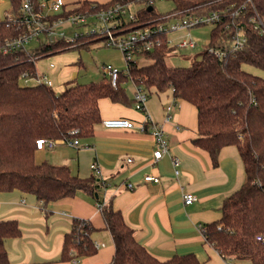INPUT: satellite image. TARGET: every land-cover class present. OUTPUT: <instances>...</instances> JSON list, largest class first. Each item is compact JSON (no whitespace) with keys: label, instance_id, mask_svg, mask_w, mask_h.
I'll return each instance as SVG.
<instances>
[{"label":"trees","instance_id":"trees-1","mask_svg":"<svg viewBox=\"0 0 264 264\" xmlns=\"http://www.w3.org/2000/svg\"><path fill=\"white\" fill-rule=\"evenodd\" d=\"M34 1L36 6L40 4V0ZM150 1H65L68 8L65 15L111 7L118 2L143 4V10L135 14L136 21H126L120 26L130 33L162 16L156 13L154 4L149 5ZM175 1L179 7L172 13L187 10L202 13V3ZM11 2L17 17L22 0ZM253 2L263 14L264 0ZM149 7L153 10L149 11ZM25 33L27 30L20 23L0 21V193L18 190L34 195L44 207L86 193L98 204L113 238L115 252L109 264H203L194 254L176 255L164 261L156 258L136 240L122 213L99 196V188L103 187L101 178L82 179L68 165L38 162L36 158L39 139L71 141L92 137L95 124L102 121V99L135 108L136 101L128 95L125 83L140 86L147 93L153 89L158 93L172 89L176 99L197 109L198 136L192 141L194 146L205 150L214 166H218L224 148L236 147L245 168V182L225 201L222 219L203 226L204 238L225 259L264 264V240H257L258 236L264 237V77L245 69L247 64L264 70V36L248 26V43L233 51L231 32L223 25L217 26L201 61L191 67H171L168 58L174 48L164 34L160 46L139 56L149 59L151 64L140 67L132 63L130 77L122 73L117 88L105 78L101 82L72 81L57 93L44 83L30 86L22 81L24 77L38 76V59L90 50L104 39L97 35L83 36L75 44L47 40L34 51L4 52L8 40ZM211 48L219 50L222 56L212 53ZM77 64L80 66L81 62ZM94 230L89 220L74 219L71 231L65 235L59 261L73 262L95 256L98 249L92 239ZM21 235L17 220L0 219V264H13L6 241Z\"/></svg>","mask_w":264,"mask_h":264},{"label":"crops","instance_id":"crops-1","mask_svg":"<svg viewBox=\"0 0 264 264\" xmlns=\"http://www.w3.org/2000/svg\"><path fill=\"white\" fill-rule=\"evenodd\" d=\"M93 1L106 3L109 0ZM184 33L187 31L177 36ZM51 64L50 69H56L55 64L54 68ZM153 90L157 99L147 100L145 112L102 99V121L95 124L92 137L79 139L77 148L57 143L53 148L38 150L37 161L68 165L72 173L82 179L101 178L103 187L99 188V196L105 204H111L122 213L126 224L134 230L136 240L160 260L194 254L203 264H249V260L222 257L202 232L204 225L222 219L225 201L245 182V168L238 149L224 148L218 166H214L210 155L192 143L198 136L197 109L176 99L172 89L163 93ZM170 105L173 109L167 120L166 109ZM145 114L150 119L146 132L103 125L105 120L120 118L142 125L146 121ZM152 123L162 129L169 147V154L159 161L154 159ZM172 158L181 162L178 177ZM94 164L96 170L92 168ZM149 174L158 177L160 183L146 182ZM126 185H132L133 189H127ZM187 192L197 197L191 205L183 202ZM76 218L93 224L96 230L92 239L103 245L102 249L106 244L97 242L94 235L105 234L111 242V249L99 248L93 256L108 253L106 264H109L115 252L113 238L106 229L98 204L86 193L80 192L74 198L47 207L36 196L18 190L0 193V219L17 220L22 230L19 238L6 241L13 264H90L91 257L76 262L59 261L65 235L71 231Z\"/></svg>","mask_w":264,"mask_h":264},{"label":"built area","instance_id":"built-area-1","mask_svg":"<svg viewBox=\"0 0 264 264\" xmlns=\"http://www.w3.org/2000/svg\"><path fill=\"white\" fill-rule=\"evenodd\" d=\"M155 1H150L149 5L152 6ZM239 3V4H238ZM216 6L215 9L209 10V6ZM130 5L118 2L111 7L101 8L98 10L87 9L77 13H68L66 2L64 0H46L43 2L40 0L38 6L35 5L34 0H22V8L20 13L16 17L13 13L6 14V20L10 22L20 23L25 27L27 33L25 35L13 38L7 41L4 52L12 53L19 50H26V45L35 38H39L45 35L46 39L54 42L57 40H63L68 44H75L81 37L97 35L99 38H103L104 45L120 50L123 53L124 59L127 63L126 71L122 72L118 68L111 65L103 67L104 74L108 78L114 88L118 87L122 73L126 77H130L129 67L135 62V58L141 54L155 50L161 45L162 35H166L169 32L187 31L191 36L189 30L197 26L204 24H214V28L223 25L226 30L231 32V50H241L248 43L247 27L251 26L255 32L264 36V13L262 14L255 6L253 0H245V2H238V0H211L202 4V13H193V10L174 12L164 14L156 20H152L145 26H140L133 32H125L126 28L120 26L126 21H136V15L131 18H127V11ZM95 9V8H93ZM52 17H57L52 19ZM94 20L97 25V29L90 33H75L74 36H67L66 33H58L56 29L60 26L70 23L77 27L87 28L89 23ZM177 33V34H178ZM177 38H173L175 40ZM173 40L169 43L173 44ZM172 46V45H171ZM176 46V45H175ZM196 47V43L190 40H184L178 44V48L183 47ZM212 53L221 57L222 53L219 50L211 48ZM136 63V62H135ZM51 68H54V64H51ZM26 81L32 78L24 77ZM34 79L37 83H44L45 85L52 87V82L46 74L38 75ZM134 85V84H133ZM134 99L136 101L135 108L138 111L145 112V104L148 100L147 92L142 87L136 86ZM173 106L167 107L168 118L170 119V113ZM146 121L142 125H136L135 122L128 119H109L103 121V125L106 128L112 129H127L138 130L140 132H146V123H149V116L145 114ZM151 135L155 140L156 150L154 151V159L156 161L161 160L163 157L169 154L168 142L164 137L162 129L152 123ZM57 143H62L69 147L77 148L80 146L79 139H73L71 141H48L45 139L37 140L38 150L45 148H53ZM129 163L132 159L128 160ZM172 163L175 169V175H180L181 162L177 158H172ZM93 169H97V165H92ZM146 182L160 183V179L151 174L145 177ZM127 189H133L132 185H126ZM197 201V197L187 192L183 196V202L185 205H191ZM100 206V205H99ZM203 232V227H202ZM258 241H263V236L257 237ZM103 245L96 244V248L99 249ZM76 262V261H75Z\"/></svg>","mask_w":264,"mask_h":264},{"label":"rangeland","instance_id":"rangeland-1","mask_svg":"<svg viewBox=\"0 0 264 264\" xmlns=\"http://www.w3.org/2000/svg\"><path fill=\"white\" fill-rule=\"evenodd\" d=\"M45 2L46 0H42ZM67 3H72L76 0H65ZM102 1V0H99ZM195 3H207L209 0H193ZM175 0H156L154 3V8L157 14H169L175 11L179 5ZM145 6L140 3L131 4L127 11V18H131L134 14H137L139 11L143 10ZM7 13H13V7L11 0H0V21L6 18ZM93 23H89L90 26L87 28L77 27L70 23H66L63 26H60L56 29L58 33H66L67 36H74L75 33H90L91 31L97 29L96 22L91 20ZM214 24H204L197 26L189 30L191 36L187 33H184L183 36L178 37V32H169L167 34L170 41L173 38L174 50L168 58V64L171 67H191L194 63L199 62L203 59L204 53L209 49V42L211 39L212 30L214 29ZM192 39L196 43V47L192 48L190 46L178 48V44L184 40ZM47 39L45 35L35 38L26 45L27 51H34L41 44L46 42ZM176 45V46H175ZM70 48V47H66ZM77 62H81L79 66ZM135 62L138 66L150 65L151 61L144 57L135 58ZM54 63L56 69H50V64ZM106 65H111L118 68L120 71L124 72L127 69V63L124 59L123 53L115 48L104 46V43L95 44L91 46L90 50H73L68 51L60 55L53 57H45L37 60V69L40 75L49 74V79L53 83V89L59 93L65 89L67 83L72 81H77L79 83L87 82H101L106 76L104 74L103 67ZM245 69L252 74L259 75L264 77V70L255 68L251 65H245ZM25 85H36L37 80L32 78L28 81L23 80ZM124 88L126 89L129 96H134L135 87L133 83H125ZM148 101L157 99V94L154 90L151 93H147ZM105 235V234H104ZM103 234L94 235V239L97 242H104L106 248L101 250L108 251L110 248V243ZM107 254H100L98 257L89 260L90 264H106ZM82 260V259H81ZM80 260V261H81ZM249 264L252 262L248 261Z\"/></svg>","mask_w":264,"mask_h":264},{"label":"water","instance_id":"water-1","mask_svg":"<svg viewBox=\"0 0 264 264\" xmlns=\"http://www.w3.org/2000/svg\"><path fill=\"white\" fill-rule=\"evenodd\" d=\"M153 10V8L152 7H149V11H152Z\"/></svg>","mask_w":264,"mask_h":264}]
</instances>
